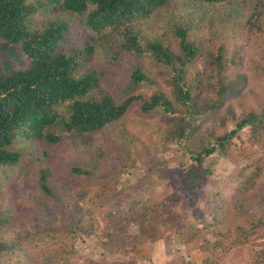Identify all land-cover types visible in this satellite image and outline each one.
Segmentation results:
<instances>
[{
    "label": "trees",
    "instance_id": "16d2710c",
    "mask_svg": "<svg viewBox=\"0 0 264 264\" xmlns=\"http://www.w3.org/2000/svg\"><path fill=\"white\" fill-rule=\"evenodd\" d=\"M103 54L136 60L119 98L103 88ZM137 104L140 133L159 113L150 146L128 123L107 136ZM160 142L192 163L184 193L201 190L212 155L235 166L210 195V217L194 216L200 264L264 263V155L254 149L264 150V0H0V264H44L50 248L57 264H140L83 257L77 244L93 236L130 252V227L150 241L184 227L177 192L147 205L120 197L119 178L141 165L150 183L170 175ZM27 154L35 189L7 204Z\"/></svg>",
    "mask_w": 264,
    "mask_h": 264
},
{
    "label": "rangeland",
    "instance_id": "374dc122",
    "mask_svg": "<svg viewBox=\"0 0 264 264\" xmlns=\"http://www.w3.org/2000/svg\"><path fill=\"white\" fill-rule=\"evenodd\" d=\"M149 26L146 31H151ZM249 29H244V36L248 35ZM104 54L98 59L101 60V64L97 62L98 68L103 71L108 77L103 83V88L113 93L115 98H119L121 89L124 88L127 82L128 71L131 64L136 60L132 57L126 56L118 65L112 62V59H107ZM141 61V60H139ZM148 65V64H147ZM150 68V65H148ZM152 85H142V90L147 93L152 92ZM159 115V113L157 114ZM156 114L151 118L146 117L148 120L147 133L150 134L154 121L158 120ZM141 113L139 104L135 105L123 123H120L116 128H112L107 131V136L111 139H119L117 133L122 129L123 124L129 125V128H136L140 130L138 132L139 137L150 146L151 141L148 134L140 133L144 124L141 123ZM199 121L209 124L213 122V118L210 116H199ZM138 127V125H141ZM144 128V127H143ZM124 129V128H123ZM102 134L97 135V138L102 141ZM151 136V135H150ZM241 140L237 139L238 143L243 146L249 145V133L245 129L241 132ZM130 141V140H127ZM164 157L167 158V166L170 169V175L164 179H156L150 183L148 181V174L144 170V166L141 165L134 171L126 172L121 175L118 188L120 189V197H127V204L131 202H137L139 205L157 204L160 201L166 199L172 193H179L180 200L178 210L182 214L183 228L176 229L175 227L165 226L162 230V237L156 241H150L145 236L139 233L136 227H130L128 230V238L131 241L132 248L130 252L121 249L119 252H107L98 246L93 236H85L83 240H80L77 244L79 253L83 257H92L96 260L104 261H117V260H130L136 261L140 264H200L199 259L202 258L199 255L195 246L197 242L190 241V231L192 225L196 222L195 214H200L206 219L210 217L211 211V198L210 195L219 189L220 184L223 183L225 176L229 174L234 168V164L221 157L219 154H214L207 159L205 166L211 171L208 178L204 181L201 190L193 194L184 193L181 189V178L185 167H189L192 163L188 161L184 155V151L177 145L167 144L160 142ZM156 150V148H154ZM259 154L258 157L264 155V150L258 147L254 148ZM64 153L61 151V154ZM69 165H72L75 160H71ZM33 156L27 154L24 159L25 170H19L14 174V181L7 186V201L13 202V205H17L22 200L32 195L35 189V176L33 173ZM106 167H111V164H106ZM6 204V205H7ZM26 220L20 216L16 222V225L20 227L19 222ZM28 221V220H27ZM26 223H23V225ZM264 230V226L261 228ZM39 260L44 264H57L54 255L53 248L48 249L40 253ZM247 264V263H246ZM264 264V263H262Z\"/></svg>",
    "mask_w": 264,
    "mask_h": 264
},
{
    "label": "clouds",
    "instance_id": "9594fccd",
    "mask_svg": "<svg viewBox=\"0 0 264 264\" xmlns=\"http://www.w3.org/2000/svg\"><path fill=\"white\" fill-rule=\"evenodd\" d=\"M35 19L37 21V24L39 25L40 31L43 32L49 23L47 18L41 15L36 17Z\"/></svg>",
    "mask_w": 264,
    "mask_h": 264
}]
</instances>
